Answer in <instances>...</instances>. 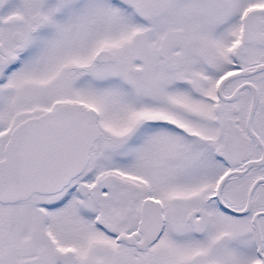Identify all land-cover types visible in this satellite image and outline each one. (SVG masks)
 <instances>
[{
  "label": "snow or ice",
  "instance_id": "1",
  "mask_svg": "<svg viewBox=\"0 0 264 264\" xmlns=\"http://www.w3.org/2000/svg\"><path fill=\"white\" fill-rule=\"evenodd\" d=\"M0 264H264V0H0Z\"/></svg>",
  "mask_w": 264,
  "mask_h": 264
}]
</instances>
